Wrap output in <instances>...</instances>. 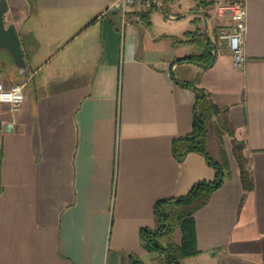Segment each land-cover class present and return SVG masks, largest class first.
I'll return each instance as SVG.
<instances>
[{"label": "crops", "instance_id": "crops-1", "mask_svg": "<svg viewBox=\"0 0 264 264\" xmlns=\"http://www.w3.org/2000/svg\"><path fill=\"white\" fill-rule=\"evenodd\" d=\"M6 3L26 68L0 49V86L25 81L17 111L0 102V264H154L139 236L157 225L154 202L215 175L202 153H172L191 129L193 87L244 142L252 188L238 171L224 178L194 211L199 252L181 264H264V0H246L241 69L225 46L207 66L178 60L202 52L199 22L211 41L210 21L224 22L210 0H160L124 25L116 0ZM215 118L206 150L230 162L232 137L218 138Z\"/></svg>", "mask_w": 264, "mask_h": 264}, {"label": "trees", "instance_id": "trees-1", "mask_svg": "<svg viewBox=\"0 0 264 264\" xmlns=\"http://www.w3.org/2000/svg\"><path fill=\"white\" fill-rule=\"evenodd\" d=\"M201 4H206L207 0H199ZM191 38L202 45V52L199 54L185 55L178 58L179 61H194L204 66L209 65L214 58L209 47L212 41L203 28L196 27L191 34ZM195 92L194 112L192 117L190 132L186 135L175 137L171 142V149L177 160L189 151H198L202 153L208 164L215 169V175L212 180H199L195 182L190 189L183 195L172 198H159L153 204V214L158 225L154 228L142 227L139 230L140 240L147 251H154L157 256L154 258V264H181L184 257L194 255L199 252L196 247L195 229L193 213L199 207L203 206L211 192L216 189L224 180L227 173L223 168L227 166V158L223 154L221 161L213 160L206 150V133L208 125L213 115H217L222 109L213 103L202 88L193 87ZM216 124V123H215ZM214 124L217 134H220L219 128ZM231 138V150L239 167V178L244 190L252 188V180L248 169L247 159L242 153L244 142L236 140L233 137L232 127H224ZM167 206H177V210L167 209ZM175 230L180 231V240L175 242L171 236ZM169 236L170 239L165 243L161 237ZM128 264H143V262L133 256L128 257Z\"/></svg>", "mask_w": 264, "mask_h": 264}, {"label": "built area", "instance_id": "built-area-1", "mask_svg": "<svg viewBox=\"0 0 264 264\" xmlns=\"http://www.w3.org/2000/svg\"><path fill=\"white\" fill-rule=\"evenodd\" d=\"M160 0H116L120 8L121 24H127L134 13L150 9L158 5ZM211 6L227 24L218 28L216 42H213L212 54L225 46L232 54V66L241 69L245 62L243 39L246 29V0H210ZM25 81L13 83L9 88L0 89L5 95L1 103H7L12 111H17L24 97Z\"/></svg>", "mask_w": 264, "mask_h": 264}, {"label": "water", "instance_id": "water-1", "mask_svg": "<svg viewBox=\"0 0 264 264\" xmlns=\"http://www.w3.org/2000/svg\"><path fill=\"white\" fill-rule=\"evenodd\" d=\"M6 11V0H0V49H5L6 51H8L12 57L14 65L18 67L22 73H25L26 63L14 25H5L4 23L3 16ZM110 11L119 14V3L116 2L111 7Z\"/></svg>", "mask_w": 264, "mask_h": 264}, {"label": "rangeland", "instance_id": "rangeland-1", "mask_svg": "<svg viewBox=\"0 0 264 264\" xmlns=\"http://www.w3.org/2000/svg\"><path fill=\"white\" fill-rule=\"evenodd\" d=\"M155 11V14L158 16V14L159 13H157L158 11H156V10H154ZM208 16H209V14H207ZM227 24V21H225L224 20V22L223 23H218V26H215V24H213L211 21H210V23L208 24V26H207V29H208V31H209V33H211V31H213V30H215V37H214V40H215V42H216V35H217V32H218V28H220L221 26H224V25H226ZM162 25V23H161V21L160 20H153V23H152V25H151V31H155L156 29H158L160 26ZM199 26H198V28H202L203 27V24H202V22L200 23L199 22V24H198ZM214 40L212 41V46L211 47H209V49L210 50H212V48H213V42H214ZM220 49V48H219ZM211 52V51H210ZM214 118V117H213ZM217 125H216V124ZM215 125L219 128V130H221L220 131V134L218 135V138L221 140L222 139V134H226L227 132H226V130L223 128V126L226 128V127H228V128H230L231 127V125H230V123L226 120V118L224 117V116H217L216 118H215ZM222 153V152H221ZM224 155H225V152H224ZM227 155V154H226ZM232 156V157H231ZM227 157V156H226ZM230 157L232 158L231 159V161L229 162H227V166H225L224 168H223V171L225 172V173H227L226 174V176H225V179H227V178H230V177H232L233 175H234V173L236 172V171H238V175H239V167H238V163H237V161H236V159H235V157H233V154H232V150H231V154H230ZM228 160V159H227ZM235 165V166H234ZM167 209H170V210H177L178 208H177V206H167L166 207ZM157 225H158V223H157ZM173 234H174V232L172 233V236H171V238L174 240V236H173ZM168 239H170L169 238V236L167 237V236H165V237H161V240L165 243V241L167 242L168 241ZM175 241V240H174Z\"/></svg>", "mask_w": 264, "mask_h": 264}, {"label": "clouds", "instance_id": "clouds-1", "mask_svg": "<svg viewBox=\"0 0 264 264\" xmlns=\"http://www.w3.org/2000/svg\"><path fill=\"white\" fill-rule=\"evenodd\" d=\"M0 88H2V86H0ZM5 95H10V94H3V93H0V100H3Z\"/></svg>", "mask_w": 264, "mask_h": 264}]
</instances>
